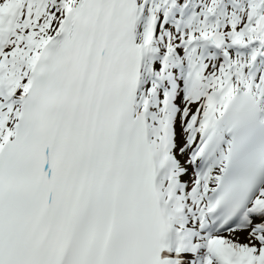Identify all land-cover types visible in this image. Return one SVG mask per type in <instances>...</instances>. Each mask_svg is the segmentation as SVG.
<instances>
[{"label":"snow or ice","instance_id":"obj_1","mask_svg":"<svg viewBox=\"0 0 264 264\" xmlns=\"http://www.w3.org/2000/svg\"><path fill=\"white\" fill-rule=\"evenodd\" d=\"M0 264H264V0H0Z\"/></svg>","mask_w":264,"mask_h":264}]
</instances>
